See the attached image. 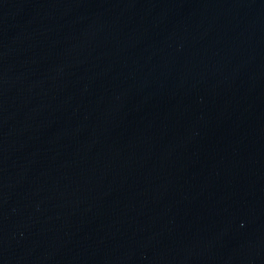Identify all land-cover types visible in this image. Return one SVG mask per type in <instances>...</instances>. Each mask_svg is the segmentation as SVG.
<instances>
[{
    "label": "water",
    "instance_id": "95a60500",
    "mask_svg": "<svg viewBox=\"0 0 264 264\" xmlns=\"http://www.w3.org/2000/svg\"><path fill=\"white\" fill-rule=\"evenodd\" d=\"M0 264H264V0H0Z\"/></svg>",
    "mask_w": 264,
    "mask_h": 264
}]
</instances>
